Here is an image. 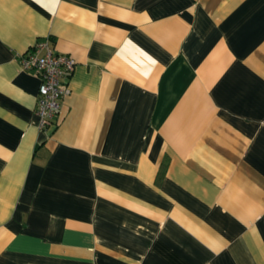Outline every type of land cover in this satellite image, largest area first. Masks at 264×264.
<instances>
[{
  "label": "crops",
  "instance_id": "crops-1",
  "mask_svg": "<svg viewBox=\"0 0 264 264\" xmlns=\"http://www.w3.org/2000/svg\"><path fill=\"white\" fill-rule=\"evenodd\" d=\"M0 264H264V0H0Z\"/></svg>",
  "mask_w": 264,
  "mask_h": 264
},
{
  "label": "built area",
  "instance_id": "built-area-1",
  "mask_svg": "<svg viewBox=\"0 0 264 264\" xmlns=\"http://www.w3.org/2000/svg\"><path fill=\"white\" fill-rule=\"evenodd\" d=\"M20 62L23 71L35 73L40 80L35 113L38 126L43 129L50 124L68 93L63 79L72 72L75 60L70 55L53 51L45 42H39L24 53Z\"/></svg>",
  "mask_w": 264,
  "mask_h": 264
}]
</instances>
